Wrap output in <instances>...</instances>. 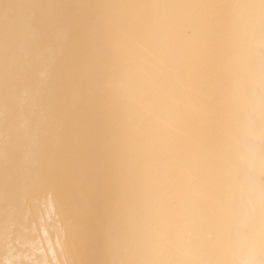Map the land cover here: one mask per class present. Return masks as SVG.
Listing matches in <instances>:
<instances>
[{
	"label": "bare ground",
	"instance_id": "1",
	"mask_svg": "<svg viewBox=\"0 0 264 264\" xmlns=\"http://www.w3.org/2000/svg\"><path fill=\"white\" fill-rule=\"evenodd\" d=\"M0 264H264V0H0Z\"/></svg>",
	"mask_w": 264,
	"mask_h": 264
}]
</instances>
